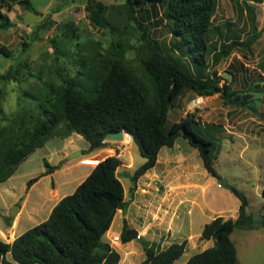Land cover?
Here are the masks:
<instances>
[{
    "label": "trees",
    "instance_id": "16d2710c",
    "mask_svg": "<svg viewBox=\"0 0 264 264\" xmlns=\"http://www.w3.org/2000/svg\"><path fill=\"white\" fill-rule=\"evenodd\" d=\"M242 2L254 22L255 9L250 3L264 1ZM144 3L164 9L171 47L179 57L170 60L160 55L147 38V48H142L139 55L141 67L137 68L127 65L126 50L122 43H116V60L107 61L101 68L86 67L59 85L50 84L47 101L40 105V119L30 126L25 119L0 125V184L54 138L66 139L78 134L90 144L89 152H94L110 143L109 134L119 131L131 134L146 159L130 177L135 185L156 166L161 149L173 147L179 138L198 149L209 173L220 179L215 169L216 143L194 130V125L198 126L194 117L169 125V114L187 91L199 97L220 94L226 103L229 100V105L247 107L249 99L242 98V93L231 85L222 84L224 78L219 76L217 67L237 49L249 48L257 36L245 42L233 29V23L215 24L219 0H127L112 6L87 0L86 10L88 19L95 25L113 28L108 18L110 13L135 21V7ZM14 4L35 11L33 0H0V30L12 27L4 9ZM254 29L257 30L255 26ZM77 33L74 24L68 23L63 37L76 39ZM1 55L11 57V52L0 47ZM230 67L235 70L229 71L232 77L244 68L241 63H232ZM10 78H13L10 72L0 75V81ZM44 163L46 174L61 167ZM122 165L116 156L100 161L75 192L55 206L47 221L13 242L0 241V264H118L121 255L103 238L118 211L128 206L125 186L118 173ZM40 178L30 180L28 188ZM229 188L242 203L238 217L217 218L206 225L202 238L215 239V246L194 255L187 264H238L237 248L231 239L233 232L264 226V221L255 222L254 213L248 212V197L234 186ZM137 237L138 233L125 221L121 242L126 244ZM142 245L146 253L142 264H175L187 249L186 242L167 249L147 241H142Z\"/></svg>",
    "mask_w": 264,
    "mask_h": 264
},
{
    "label": "crops",
    "instance_id": "0c3cea01",
    "mask_svg": "<svg viewBox=\"0 0 264 264\" xmlns=\"http://www.w3.org/2000/svg\"><path fill=\"white\" fill-rule=\"evenodd\" d=\"M241 64L244 66L242 72H237L235 77L231 76L229 79V70L226 71L227 77H223L222 84L231 85L235 91L241 92L242 98H248L250 104L258 98L254 94L263 93L264 87H258V82L253 83L251 77L253 70L249 65ZM263 66L264 63L253 68L264 76ZM263 98L258 108L259 112L254 111L252 115L247 116V112H244L247 107L229 105V100L226 103L220 94L199 97L187 91L175 102L169 114V125L194 117L201 135L216 143L215 169L220 179L209 173L199 150L184 138L177 139L173 147H163L156 166L143 175L136 185L132 183L130 177L145 164L146 159L141 156L139 147L132 137L122 142H110L105 148L94 152H89V143L84 146L76 144V141L82 138L78 134L64 139L66 142L59 148L50 147L52 140L49 141L19 166L13 176L0 184V241L13 242L27 231L47 221L55 206L63 198L72 195L99 163L98 159L84 163L85 158H100L102 161L109 156H115L119 151L123 165L118 173L125 186L128 206L118 211L114 222L120 220L121 225L117 230L110 229L104 236V241L121 255L118 264H142L146 260L142 241L159 245L162 249L186 242V252L180 259L188 255L183 262L187 264L194 255L215 246V239L202 238L206 225L217 218L228 220L238 217L242 203L229 186L236 187L248 197L250 203L248 212L263 215ZM197 99L203 105L193 108L192 103ZM229 116L236 118L231 121ZM239 141L241 143L237 147L229 148V144L236 146ZM79 151L83 152L81 158H78L79 156L71 158L73 153ZM250 153L252 157L248 158L247 155ZM233 154L242 160L245 169L249 170L247 176H240V171L229 173V164L232 163L229 160ZM36 158L47 161L53 167L58 165L61 167L51 174H46L44 167L40 172V180L28 188V182L35 178L33 166ZM220 161L223 163L222 168L219 166ZM222 179L228 182L227 186L221 185ZM241 182L251 185V191L240 189ZM252 195L260 199L258 206L253 204ZM16 206L19 208L14 209ZM12 213L15 216H12ZM125 221L128 222L130 229L141 236L140 240L135 238L126 244L121 242ZM237 230L233 232L231 239L236 245L239 262L238 244L233 239ZM241 231L243 233L239 242L264 239V226ZM8 259L11 260L10 255Z\"/></svg>",
    "mask_w": 264,
    "mask_h": 264
},
{
    "label": "rangeland",
    "instance_id": "374dc122",
    "mask_svg": "<svg viewBox=\"0 0 264 264\" xmlns=\"http://www.w3.org/2000/svg\"><path fill=\"white\" fill-rule=\"evenodd\" d=\"M97 1L112 6L122 5L127 0ZM250 5L255 9L254 22L242 0H219L215 24L233 23V29L241 34L242 41L254 39L255 36L257 38L249 48L237 49L230 58L217 67V71L219 76L227 77L226 71H234L230 64L240 61L253 70L251 73L253 83L258 82L264 87V76L253 68L264 63V2H251ZM33 6L34 12L24 10L15 4L12 8L4 9L12 20V27L0 30V47L7 48L11 52V57L0 56V75L10 72L13 78L0 81L1 126L12 125L15 121L21 122L23 119L30 126L31 122L40 119L42 117L40 105L47 101L49 85H59L66 79L74 78L78 72L85 71L86 67L101 68L107 61L116 60L114 46L116 43L123 44L128 66L141 67L139 55L142 53V48H147V38L160 55L170 60L179 57L172 50L164 9L160 6L154 7L147 3L136 6L135 21L127 16L123 18L117 16V13L115 15L110 13L108 18L112 20L113 28H101L88 19L87 0H33ZM68 23H73L78 29L76 39L63 37V31ZM229 79H231L230 75ZM254 95L258 98L247 105V109L244 110L247 112L246 116L252 115L254 111L259 112L258 108L262 103L264 92ZM229 117L231 121L236 118ZM194 130L201 134L197 125H194ZM65 142L64 139L54 138L50 147L59 148ZM239 143L241 141L236 146L229 144V148H235ZM76 144L84 146L88 142L82 137L81 140L76 141ZM247 157L251 158L252 154H248ZM78 158L81 156L79 155ZM39 159L36 158L33 166L35 178L40 176V172L45 167L44 161ZM95 159L100 161V158H85L83 161L88 163ZM233 160L236 162L234 163ZM229 161L232 162L229 164V173L240 171V176H247L249 170L245 169L242 160L240 161L233 154ZM220 163L219 166L222 168L223 163L221 161ZM239 188L251 191V185L242 182ZM252 196L253 204L258 206L260 199L255 195ZM262 213L261 216L264 217V209ZM120 225L121 221L116 220L111 229L117 230ZM242 233L241 230H237L233 237L238 244L240 257L238 264H262L264 239L239 242ZM187 256L178 260L176 264H183Z\"/></svg>",
    "mask_w": 264,
    "mask_h": 264
},
{
    "label": "water",
    "instance_id": "95a60500",
    "mask_svg": "<svg viewBox=\"0 0 264 264\" xmlns=\"http://www.w3.org/2000/svg\"><path fill=\"white\" fill-rule=\"evenodd\" d=\"M126 136L131 137V134L127 133L125 131H119L117 133L109 134L107 136V140L110 141V142H122V141L125 140ZM79 155H83V152L79 151L77 153H74L73 155H71V158H77ZM221 185L227 186L228 182L225 179H222L221 180ZM17 208H19V207L16 206L14 209H17ZM11 215L15 216V214H13V213ZM253 216H254V221L257 222V223H260V222L264 221V217L261 216L260 214L256 213V212L253 214Z\"/></svg>",
    "mask_w": 264,
    "mask_h": 264
},
{
    "label": "built area",
    "instance_id": "2783aa9c",
    "mask_svg": "<svg viewBox=\"0 0 264 264\" xmlns=\"http://www.w3.org/2000/svg\"><path fill=\"white\" fill-rule=\"evenodd\" d=\"M202 105H203V103H202L199 99L195 100V101L192 103V107H193V108H198V107H201ZM126 138L131 139V137H129V136H126ZM126 138H125V139H126ZM109 142H110V141H109ZM115 156L120 158V156H121V152H119V151L116 152V155H115ZM137 239L140 240V239H141V236L138 235Z\"/></svg>",
    "mask_w": 264,
    "mask_h": 264
},
{
    "label": "bare ground",
    "instance_id": "6f19581e",
    "mask_svg": "<svg viewBox=\"0 0 264 264\" xmlns=\"http://www.w3.org/2000/svg\"><path fill=\"white\" fill-rule=\"evenodd\" d=\"M128 140V139H127Z\"/></svg>",
    "mask_w": 264,
    "mask_h": 264
}]
</instances>
